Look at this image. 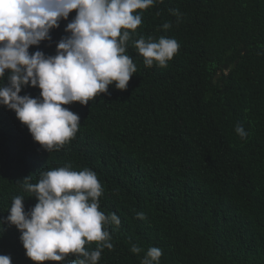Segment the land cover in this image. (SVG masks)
<instances>
[{"label": "trees", "instance_id": "16d2710c", "mask_svg": "<svg viewBox=\"0 0 264 264\" xmlns=\"http://www.w3.org/2000/svg\"><path fill=\"white\" fill-rule=\"evenodd\" d=\"M137 11L142 24L127 47L137 72L126 90L113 83L87 105H64L80 127L62 149H42L0 105V255L35 264L3 221L15 196L26 211L37 203L25 177L37 183L40 171L70 164L97 174L100 210L121 220L109 226L114 248L98 264H141L149 247L162 250L160 264H264V0H162ZM75 15L29 53L55 55ZM141 36L174 38L179 51L166 68L146 67L132 46ZM40 91L25 86L20 95ZM133 244L143 251L132 253Z\"/></svg>", "mask_w": 264, "mask_h": 264}, {"label": "clouds", "instance_id": "9594fccd", "mask_svg": "<svg viewBox=\"0 0 264 264\" xmlns=\"http://www.w3.org/2000/svg\"><path fill=\"white\" fill-rule=\"evenodd\" d=\"M157 2L162 0H0V105L15 112L42 149L59 151L80 127L79 115L64 105H87L113 83L126 90L137 72L127 54L129 41L142 24L137 10ZM73 10L76 15L65 28L70 35L57 43L56 54H30V46L50 41V30ZM171 11L179 23V10ZM132 46L146 67L161 68L180 47L176 39L165 36L158 40L141 36ZM25 86L38 87L40 97L20 95ZM235 131L241 139L248 136L239 124ZM30 179H23V188L37 203L26 211L25 198L15 196L3 221L19 230L27 258L43 264L64 262L71 255L70 264H98L104 249L113 250L109 226L118 228L121 220L100 210L104 188L93 170L76 171L67 164L40 171L37 183H29ZM137 218L146 219L143 213ZM91 242H97L95 250L86 247ZM142 251L136 244L131 247L134 254ZM162 255L161 249L149 247L141 264H160ZM0 264H12L11 256L0 255Z\"/></svg>", "mask_w": 264, "mask_h": 264}]
</instances>
